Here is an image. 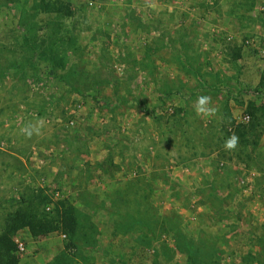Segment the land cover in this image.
I'll use <instances>...</instances> for the list:
<instances>
[{
    "label": "rangeland",
    "instance_id": "rangeland-1",
    "mask_svg": "<svg viewBox=\"0 0 264 264\" xmlns=\"http://www.w3.org/2000/svg\"><path fill=\"white\" fill-rule=\"evenodd\" d=\"M262 50L264 0H0V142L47 182H0V264H264Z\"/></svg>",
    "mask_w": 264,
    "mask_h": 264
},
{
    "label": "crops",
    "instance_id": "crops-1",
    "mask_svg": "<svg viewBox=\"0 0 264 264\" xmlns=\"http://www.w3.org/2000/svg\"><path fill=\"white\" fill-rule=\"evenodd\" d=\"M0 145H3L0 147V154H3L5 156L4 163L0 164V171H2V169H6L4 170L5 173H3V180L0 179L1 184H3V188L5 189V198L11 199L20 197L22 195L23 190L26 189L32 181H34L32 182L33 185H35L34 187L40 186V188H44L47 186V182L46 180H44V177H40V175L38 174L43 165V160H41V158H38L37 156L39 155V151L43 149L42 145L36 146V144H34L31 146V148L35 149L33 154L34 157L37 156L36 163H31V165H29V163L26 161L27 159L25 158V156L14 153L13 142L11 143V146L7 145L4 142H0ZM21 147L22 146L19 144V147L16 148L21 150ZM15 163L19 166V169H15L13 167ZM39 165H41V167ZM37 170L39 171L37 172ZM68 194L72 195L70 192ZM52 195L54 197H59L61 196V191L54 189Z\"/></svg>",
    "mask_w": 264,
    "mask_h": 264
},
{
    "label": "clouds",
    "instance_id": "clouds-1",
    "mask_svg": "<svg viewBox=\"0 0 264 264\" xmlns=\"http://www.w3.org/2000/svg\"><path fill=\"white\" fill-rule=\"evenodd\" d=\"M194 110L197 115H203L205 117H211L216 114L217 109L214 107H211V97L207 95H200L197 98L196 103L194 104ZM24 134L27 136H31L33 134L34 129H32L30 126L22 129ZM38 131V129H36ZM238 144V137L233 134L231 135L224 143V147L227 150H233L237 147Z\"/></svg>",
    "mask_w": 264,
    "mask_h": 264
},
{
    "label": "built area",
    "instance_id": "built-area-1",
    "mask_svg": "<svg viewBox=\"0 0 264 264\" xmlns=\"http://www.w3.org/2000/svg\"><path fill=\"white\" fill-rule=\"evenodd\" d=\"M261 53H262V58L264 59V50H262ZM1 146H3V145H0V147ZM50 210H51L50 206H47L46 207V211L49 212ZM15 243H16V246H17V248H18L19 251H24L25 248H24L23 242H21L19 240H16Z\"/></svg>",
    "mask_w": 264,
    "mask_h": 264
},
{
    "label": "trees",
    "instance_id": "trees-1",
    "mask_svg": "<svg viewBox=\"0 0 264 264\" xmlns=\"http://www.w3.org/2000/svg\"><path fill=\"white\" fill-rule=\"evenodd\" d=\"M17 222H18L17 219H12V221H11L12 224L17 223ZM12 224H10V225H12Z\"/></svg>",
    "mask_w": 264,
    "mask_h": 264
}]
</instances>
